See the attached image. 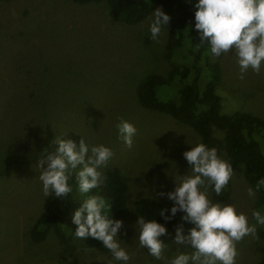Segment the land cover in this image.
Listing matches in <instances>:
<instances>
[{"label":"rangeland","instance_id":"1","mask_svg":"<svg viewBox=\"0 0 264 264\" xmlns=\"http://www.w3.org/2000/svg\"><path fill=\"white\" fill-rule=\"evenodd\" d=\"M156 9L154 5L144 20L127 24L110 17L105 0H0V264H123L92 237L77 238V227L66 229V235L74 233L65 243L52 231L41 241L31 238L39 214L56 197L54 192L44 195L39 179V161L59 147L56 137L77 144L83 138L89 148L112 149L113 157L99 171L117 166L128 186L123 227L116 237L131 256L128 264H168L177 250L192 252L173 239L166 244L165 259L156 260L139 246L136 200L150 196L172 208L174 202L159 193L174 191L182 176L192 175L183 153L201 143L189 125L137 101V86L147 74L167 75L170 70L168 29L162 26L159 42L151 38L150 18ZM212 56L222 71L216 87L222 112L244 110L264 118V62L260 74L249 68L240 79L232 52ZM157 94L166 99L177 92L162 86ZM120 118L137 129L131 148L120 138ZM218 155L226 160L224 151ZM78 170L68 174L76 176ZM69 186L73 201L92 196L91 191L81 194L77 181ZM248 188L255 191L239 165L224 188V199L216 197L214 186L207 189L213 203L234 205L256 225V237L236 244V264H254L263 248V226L252 216L257 193L250 197Z\"/></svg>","mask_w":264,"mask_h":264},{"label":"clouds","instance_id":"2","mask_svg":"<svg viewBox=\"0 0 264 264\" xmlns=\"http://www.w3.org/2000/svg\"><path fill=\"white\" fill-rule=\"evenodd\" d=\"M194 7L195 29L202 42L210 43L211 53L219 57L232 52L240 68V79H244L249 68L260 74L264 62V0H198ZM170 19L162 8L153 12L150 32L154 41L159 42L162 26H168ZM116 127L120 138L131 148L137 132L135 126L120 118ZM54 142L59 147L39 161L42 169L39 179L46 197L54 192L56 197L66 198L73 191L68 183L70 170L79 169L76 180L81 194L100 186L104 178L99 169L107 167L114 155L112 149L104 145L89 148L83 138L79 144L61 137H56ZM183 156L191 165L192 175L182 176L174 191L159 193L174 202L171 216L166 214L167 209H162L160 215L170 220L178 212L184 213L182 220L194 227L185 235L183 225L178 226L174 243L191 248L192 252L177 250L178 255L168 264H236V244L246 236L256 237V225H250L246 214L238 212L234 205L213 203L207 192L214 186L216 195H221L234 175V169L219 157L216 148H208L203 143L192 146ZM261 186H264V179L257 182L256 191ZM256 191L248 188V195L254 198ZM110 210L111 206L103 197L88 196L72 218L78 226L75 236L101 241L115 260L128 264L131 256L116 239L123 221L109 218L107 212ZM252 216L257 224L264 225L261 211H253ZM136 225L140 248H147L156 260H164L167 245L161 237L167 234L166 227L143 216H139Z\"/></svg>","mask_w":264,"mask_h":264},{"label":"trees","instance_id":"3","mask_svg":"<svg viewBox=\"0 0 264 264\" xmlns=\"http://www.w3.org/2000/svg\"><path fill=\"white\" fill-rule=\"evenodd\" d=\"M73 1L85 3L98 0ZM105 2L110 17L127 24L144 20L150 15L154 5L162 8L170 16L168 26L165 25L168 29L165 57L170 64L169 73L147 74L137 86V101L145 108L166 113L177 121L189 125L200 136L201 143L208 148H216L218 153L224 151L226 161L233 169L239 165L243 167L246 180L256 191L257 182L264 179V118L244 110L222 112L221 96L216 92L222 71L218 59L212 56L210 43L202 42L200 33L195 29L196 2L187 0H105ZM162 86L174 87L176 96L160 98L157 90ZM216 131H222L223 135L219 137ZM101 172L103 182L91 190L92 196L103 197L111 206V210L107 212L109 218L120 220L126 206L127 183L117 166H110ZM68 175L69 184L77 181L75 175ZM256 193V210H259L260 206L264 207V186ZM216 197L224 199L225 189ZM82 203L73 201L68 196L52 199L36 219L31 229V238L38 242L52 231L58 235L61 242L69 241L74 231L71 230V233L66 235V229L78 227L73 220L71 221V217ZM135 208L146 220H156L166 227L167 234L161 237L165 244L175 238L178 226L183 225L186 230L192 225L182 220L184 215L182 212H178L170 220H165L160 213L162 209H167L166 214L171 216V208L150 196L138 198ZM261 226L263 227L259 230V235L263 239V248L260 258L254 264H264V225Z\"/></svg>","mask_w":264,"mask_h":264}]
</instances>
